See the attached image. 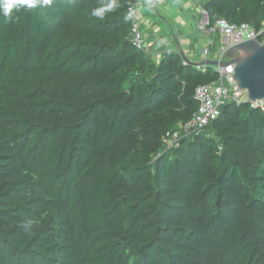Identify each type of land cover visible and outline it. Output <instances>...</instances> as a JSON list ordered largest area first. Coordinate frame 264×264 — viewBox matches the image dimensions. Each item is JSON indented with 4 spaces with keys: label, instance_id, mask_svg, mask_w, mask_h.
Wrapping results in <instances>:
<instances>
[{
    "label": "trees",
    "instance_id": "obj_1",
    "mask_svg": "<svg viewBox=\"0 0 264 264\" xmlns=\"http://www.w3.org/2000/svg\"><path fill=\"white\" fill-rule=\"evenodd\" d=\"M33 3L0 0V264H264V103L185 133L220 74L140 0ZM198 5L264 29V0Z\"/></svg>",
    "mask_w": 264,
    "mask_h": 264
},
{
    "label": "built area",
    "instance_id": "obj_2",
    "mask_svg": "<svg viewBox=\"0 0 264 264\" xmlns=\"http://www.w3.org/2000/svg\"><path fill=\"white\" fill-rule=\"evenodd\" d=\"M196 7L203 15V19L198 23V28L205 34L212 35L220 33L223 38L227 39V43L221 48L222 53H226V50L230 46H235L244 41L251 39H259L262 34H264V29L258 33L254 28L249 25L234 26L231 25L226 19H219L213 26L210 25L207 13L199 6V0H194ZM140 7H132L130 9V15L135 18L138 15ZM132 41L134 46L142 49L145 46V38L143 32L139 29L138 25L133 28V38ZM212 44V43H211ZM210 50L209 47L203 50V56L207 59ZM221 56L219 59H222ZM218 73L220 74V84L214 86H201L196 91V100L200 104L198 113L194 115L191 122L183 126V131L185 133H190L194 128H201L207 125L211 120L216 119L220 113V108L223 106L225 101L232 97L236 100H243L246 102H251L247 95L241 91L237 82L234 79L235 65L229 64L226 67H216ZM253 106H259L263 103L251 102ZM168 145L173 146L177 140L181 137V133L178 131L171 136V133L167 134Z\"/></svg>",
    "mask_w": 264,
    "mask_h": 264
},
{
    "label": "water",
    "instance_id": "obj_3",
    "mask_svg": "<svg viewBox=\"0 0 264 264\" xmlns=\"http://www.w3.org/2000/svg\"><path fill=\"white\" fill-rule=\"evenodd\" d=\"M208 17V16H206ZM263 41L251 39L235 46H230L226 54L232 53V59H205L202 62H192L181 52L188 64L197 67H226L229 64L235 65L234 79L238 88L243 91L251 102L264 103V34Z\"/></svg>",
    "mask_w": 264,
    "mask_h": 264
},
{
    "label": "crops",
    "instance_id": "obj_4",
    "mask_svg": "<svg viewBox=\"0 0 264 264\" xmlns=\"http://www.w3.org/2000/svg\"><path fill=\"white\" fill-rule=\"evenodd\" d=\"M142 4H145V6L149 12L154 11L153 12L154 16L157 15L159 17L161 24H160V26H158L156 31H161L162 28H164V26H167V24L170 25V28L172 30V35L169 37L164 35L163 38L166 37V38H170V39L168 40L167 43H165L163 40L162 44H167V46H170L169 44L172 42V43L176 44V48H179L182 50L185 49L184 48L185 46L187 48L191 47V45L193 44V41L189 37L186 36V33L180 32V31L178 33H176V31L173 29L172 23L174 22L176 24L177 22L175 20H173V18L170 17L169 14L170 13H171V15L174 14V16L178 15V17L183 16L184 19H187V17H189L190 20L197 19L199 14L196 12L197 7H196L194 1H192V0H143V1H141L140 9L143 7ZM168 4H171V6H169ZM162 5H164V6H162ZM160 7L162 8V10L163 9L164 10L162 11ZM190 7H192V8H190ZM187 9H190V12L192 11V13H190L189 10L187 11ZM141 12H142V10H141ZM194 13H196V14L194 16H192V14H194ZM145 22H149V20L146 19L144 21V24L146 25L147 23H145ZM196 25L198 27V23H196ZM165 30H167V27L165 28ZM207 43H208V41H207ZM226 43H227V39L223 38V44L225 45ZM206 45L203 47V49H205ZM186 49H185V51H186ZM191 54H193V55H191ZM215 56H216V58H211L210 56H207V58L210 60H218L220 58V57H218V55H215ZM233 57L234 56L231 55L229 59H232ZM188 59H190L192 62H202L205 60L203 53L201 55L200 53H197V52L192 51V50L191 51L188 50Z\"/></svg>",
    "mask_w": 264,
    "mask_h": 264
},
{
    "label": "rangeland",
    "instance_id": "obj_5",
    "mask_svg": "<svg viewBox=\"0 0 264 264\" xmlns=\"http://www.w3.org/2000/svg\"><path fill=\"white\" fill-rule=\"evenodd\" d=\"M141 1H143V0H141ZM146 3V2H145ZM169 6H171V4H168ZM142 8H141V10H142V12L144 11V12H146V10H145V5L144 4H142ZM162 6H164V5H162ZM161 8V7H160ZM190 8H192V7H190ZM161 10H162V8H161ZM164 10V9H163ZM162 10V11H163ZM189 10V12H190V9H187V11ZM196 10V9H195ZM190 13H192V11L190 12ZM196 13H194V14H192V16H194ZM170 15V17H172L173 18V20H175L177 23L175 24L174 22L172 23V27H173V29L176 31V33H178L179 31L180 32H184V33H186V36L187 37H189L192 41H193V44L191 45V47L189 48H187L186 46L184 47L185 49H186V51H185V49H184V53H185V55L188 57V50H192V51H195V52H197V53H200L201 55H202V51L204 50L203 49V47L206 45V47L205 48H208V47H210V45H211V43H213L214 42V39H216V35L213 37V36H209L208 34H205V33H203L202 31H200L199 30V28L197 27V25H196V23H198L199 22V20H198V18L197 19H192V20H190V18L189 17H187V19H184V17L183 16H180V17H178V15H176V16H174V14H172L171 15V13L169 14ZM174 16V17H173ZM147 18H149V20L151 21H155V20H160L159 19V17L156 15V16H154V14H153V11L150 13V15H148V17ZM167 23V22H166ZM159 24V25H158ZM160 24H161V22L160 23H156V29L158 28V26H160ZM167 27V30H165V28ZM183 33V34H184ZM163 35H165V36H167V37H169V36H171L172 35V30H171V28H170V25H168L167 24V26H164V28H162V30H161V33H160V36L159 37H161V36H163ZM218 35H220L221 36V38H222V40H223V36L220 34V33H218ZM170 38H166L165 37V40H169ZM207 41H208V43H207ZM169 45H172L173 46V48H175L176 47V44H172V43H170ZM191 55H193V54H191ZM190 55V56H191ZM208 56H210L211 58L213 57L212 56V54L211 53H209V55ZM229 57L230 56H228L227 58H226V60H228L229 59ZM214 58H216V56H214Z\"/></svg>",
    "mask_w": 264,
    "mask_h": 264
},
{
    "label": "clouds",
    "instance_id": "obj_6",
    "mask_svg": "<svg viewBox=\"0 0 264 264\" xmlns=\"http://www.w3.org/2000/svg\"><path fill=\"white\" fill-rule=\"evenodd\" d=\"M26 2H28L30 4V6H34L33 0H26ZM45 2H49V0H45ZM7 14V13H5ZM224 58V57H223ZM222 58V59H223ZM208 59V58H207Z\"/></svg>",
    "mask_w": 264,
    "mask_h": 264
}]
</instances>
